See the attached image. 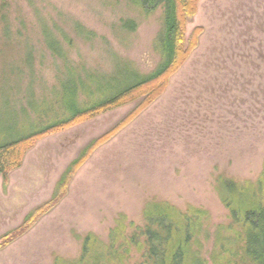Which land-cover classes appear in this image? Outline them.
Masks as SVG:
<instances>
[{
  "label": "rangeland",
  "instance_id": "1",
  "mask_svg": "<svg viewBox=\"0 0 264 264\" xmlns=\"http://www.w3.org/2000/svg\"><path fill=\"white\" fill-rule=\"evenodd\" d=\"M129 2L0 0V143L29 130L24 117L10 115L7 93L27 108L58 89L55 64L60 63L45 47L60 39V30L71 38L72 46L63 48L75 68L83 64L107 85L99 100L129 85L122 64L143 75L154 71L163 7L144 11ZM76 24L82 35L91 32V39L78 36ZM41 25L47 28L40 30ZM196 27L203 29L197 47L162 94L127 125L102 137L121 125L136 103L38 139L6 181L0 177L1 238L51 200L62 174L99 139L71 175L65 195L0 249V264H75L86 235L106 246L112 229L143 228L146 208L156 202L191 219L188 256L199 255L205 264L230 257L221 247L232 233L219 184L228 180L257 188L263 173L264 0H200L185 25L186 39ZM95 248L85 264H106L104 256L96 258L101 248Z\"/></svg>",
  "mask_w": 264,
  "mask_h": 264
},
{
  "label": "trees",
  "instance_id": "2",
  "mask_svg": "<svg viewBox=\"0 0 264 264\" xmlns=\"http://www.w3.org/2000/svg\"><path fill=\"white\" fill-rule=\"evenodd\" d=\"M129 1L144 11H146V7L151 9L163 7L161 43L160 47L156 49L160 56V62L154 71L143 75L135 71L132 66L122 64L121 67L124 69V75H122L125 76L123 79L128 80L129 85L112 97L99 100L104 94L103 89L108 88L107 85L102 86L103 78L102 82L99 83L100 74L95 71L93 73H91L92 71L87 72L83 64H80L79 70L75 68L73 62L69 60L67 51L63 48V44L69 48L72 46L71 38L67 33L60 30V39L56 37L53 44L45 47L52 58L58 59L60 63V65L55 64L57 74H60V77L58 78V89H51L50 91L53 97L47 99L50 96L45 95L46 97L44 96L42 99L32 100L27 105V109L23 106L20 107L19 101L12 97V92L7 93V98L11 99L7 103V108H10L8 109L10 115L15 118L24 117L26 119L25 125L29 127V130L26 136L8 143H0V177L4 181L13 169L20 166L24 153L38 139L63 131L77 123L91 120L123 105L136 103L121 125L114 127L102 136L105 137V140L111 137L112 133L127 125L162 94L168 79L180 69L190 53L197 47L198 36L201 35L203 29L196 27L186 39L185 25L196 14L200 0ZM76 27H78L77 35L86 38L85 40H89L93 36L91 32H89L90 35L86 32L82 35L84 29L78 24ZM46 28L47 26L41 25L40 30ZM47 30L50 31L51 29ZM2 31L6 37L10 33L8 25L4 26ZM28 53H32V50L30 49ZM31 58L32 55H29L28 61ZM11 73L13 74L11 75ZM14 73H16L14 70L9 71L11 76L15 75ZM2 80L3 78L0 80V85ZM94 84L96 85L94 86ZM29 92L34 96L31 90ZM15 103H18V109H16ZM44 107L49 108V110H44ZM31 122L33 124L38 122L34 130L30 128ZM98 140L93 144L97 145ZM105 140L103 139V141ZM94 145L90 144L85 148L80 157L73 161L62 174L49 202L34 209L18 228L0 238V249L22 237L35 223L34 219L38 213L47 212L65 195L64 192L67 191V184L71 175L73 176L74 171L88 157L91 147L93 148ZM219 185H221L224 193L221 195L222 201L230 213L231 223L227 229L232 233L230 241L227 238L226 244L221 242L223 252H230V257L221 264H264V164L262 179L257 188L254 186L241 187L228 180H222ZM145 218L146 225L143 228H136L131 233H126L124 229H112L106 246L93 235H86L81 244V256L75 264H85L86 258L89 257L91 251L96 249V246L98 249L101 248L96 258L104 256L106 264H188V260L192 264L206 263L199 255L188 256L192 228L191 219L186 214L169 203L156 202L148 205ZM227 244L234 245V247ZM96 260L93 259V262Z\"/></svg>",
  "mask_w": 264,
  "mask_h": 264
}]
</instances>
